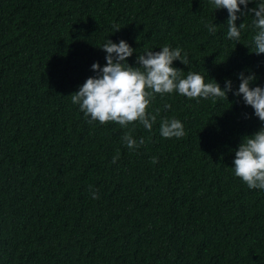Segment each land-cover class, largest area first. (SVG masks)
I'll return each instance as SVG.
<instances>
[{"label": "trees", "instance_id": "trees-1", "mask_svg": "<svg viewBox=\"0 0 264 264\" xmlns=\"http://www.w3.org/2000/svg\"><path fill=\"white\" fill-rule=\"evenodd\" d=\"M253 18L237 21L247 27L236 41L227 10L209 0H0V264H264V190L232 170L242 138L262 127L233 95L241 72L264 87ZM108 39L136 50L133 67L137 55L180 47L189 62L173 67L222 89L231 80L233 92L156 95L157 122L129 126L145 140L130 151L129 129L89 124L69 97L96 75L93 63L105 66ZM163 118L186 135L163 138Z\"/></svg>", "mask_w": 264, "mask_h": 264}, {"label": "clouds", "instance_id": "clouds-1", "mask_svg": "<svg viewBox=\"0 0 264 264\" xmlns=\"http://www.w3.org/2000/svg\"><path fill=\"white\" fill-rule=\"evenodd\" d=\"M217 10L226 9L228 12L227 39L239 41L246 23L237 26L241 17L254 15L252 19V45L254 54H264V0L256 3V7L249 9L252 0H209ZM243 6V10L241 8ZM216 24H206L209 33L215 34ZM114 32L121 30L117 24L113 25ZM100 49L106 53L105 66L93 63L92 71L95 76L89 77L79 86L78 91L71 94V102L78 105L89 124L99 122L105 125L109 122L117 123L121 128L129 129L121 137L122 142L130 151H136L145 143L143 137L137 141L133 137L130 125L138 122L149 132L157 122L160 109L150 112L148 109L156 95L178 93L189 99L213 100L220 98L227 100V93L233 92L231 80H226L224 88L212 79H205L199 72L188 71L185 73L173 67L174 61H179L187 66L188 54L180 47L172 48L163 45L159 51H147L137 55V67L127 63L133 56L134 50L126 41L114 43L108 39ZM183 53V55H182ZM240 84L236 97H242L245 106L254 110V115L259 119L262 127L251 136L242 138L238 149L235 151L232 170L249 189L264 190V87H252L256 80L253 73L245 76L244 72L238 74ZM164 108L170 109V104ZM90 117V119H89ZM160 135L165 139H181L186 135L183 123L176 118H163L160 121ZM120 153L117 150L112 159L116 163ZM152 164L158 163V158L153 157ZM93 199H99L98 191L89 188Z\"/></svg>", "mask_w": 264, "mask_h": 264}]
</instances>
